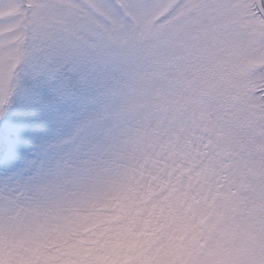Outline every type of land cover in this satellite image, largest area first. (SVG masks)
Returning a JSON list of instances; mask_svg holds the SVG:
<instances>
[{
  "label": "snow or ice",
  "instance_id": "snow-or-ice-1",
  "mask_svg": "<svg viewBox=\"0 0 264 264\" xmlns=\"http://www.w3.org/2000/svg\"><path fill=\"white\" fill-rule=\"evenodd\" d=\"M0 264H264V0H0Z\"/></svg>",
  "mask_w": 264,
  "mask_h": 264
}]
</instances>
